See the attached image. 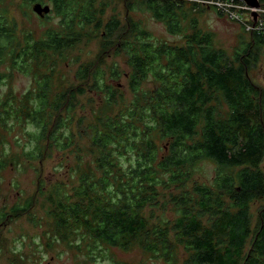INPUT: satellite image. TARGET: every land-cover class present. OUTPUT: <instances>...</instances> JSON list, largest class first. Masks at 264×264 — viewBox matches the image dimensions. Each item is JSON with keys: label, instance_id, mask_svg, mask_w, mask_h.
I'll return each instance as SVG.
<instances>
[{"label": "trees", "instance_id": "16d2710c", "mask_svg": "<svg viewBox=\"0 0 264 264\" xmlns=\"http://www.w3.org/2000/svg\"><path fill=\"white\" fill-rule=\"evenodd\" d=\"M49 1L62 29H53L42 43L18 39L16 23L0 9V62L9 58L25 68L39 63L45 51L62 58L78 44L86 26L96 25L104 28L107 40L119 43L129 66L125 75L138 90L131 107L112 114L118 100L103 72L90 64L80 67V80L91 79L95 91L108 96L90 128L94 167L79 173L72 193L62 186L60 197L52 200L59 237L66 239L79 227L110 246L129 249L138 242L147 253L167 260L180 245L186 253L184 264H264V207L255 229L252 221V205L264 197V87L249 77V70L264 62V17L250 39L240 35L228 52L215 45L212 32L198 27L193 15L200 7L197 1L129 2L132 10L149 11L171 33H182L183 43L152 40L131 15L124 24L119 18L103 24L97 0ZM123 26L131 28L130 36L121 35ZM52 73L51 68L39 79L32 96L39 108L31 118L42 129L39 139L48 141L57 139L56 131L49 130L51 120L63 107L70 110L76 98L71 90L52 97ZM113 76L121 77L116 68ZM148 80L152 88L141 91ZM70 140L71 135L64 134L61 142H35L26 155L49 143L70 152L76 145ZM126 155L134 158L128 168L120 161ZM206 159L217 168L212 184L188 188L194 170ZM4 164L0 160V170ZM165 189L177 215L150 222L157 216L146 211L149 206L165 210L159 206Z\"/></svg>", "mask_w": 264, "mask_h": 264}, {"label": "rangeland", "instance_id": "374dc122", "mask_svg": "<svg viewBox=\"0 0 264 264\" xmlns=\"http://www.w3.org/2000/svg\"><path fill=\"white\" fill-rule=\"evenodd\" d=\"M130 1L97 0L98 10L104 11L98 13L103 14V24L112 18H119L124 24L131 15L141 21L143 28L152 35V40L158 43L184 42L182 33H171L149 11L132 10ZM187 1H197L200 7L193 15L194 18L198 17V27L212 32L215 45L228 52L234 50L240 35L250 39L255 25L260 24L264 17L263 3L260 8H254L239 1ZM25 2L27 0H1L0 9H6L8 18L16 23V35L23 43L31 38L40 43L45 42L49 32L61 28L60 17L51 11L49 18H42L33 10L35 2L29 6ZM43 4L53 7L49 0ZM187 25L190 27V21ZM130 34L131 28L123 26L121 35L128 37ZM44 54L39 63L34 61L25 68L14 65L9 58L0 62V160L5 163L0 170V264H184L186 253L180 245L174 258L167 260L147 253L138 242L133 243L129 249L110 246L93 239L86 230L79 227L72 228L68 238L59 237L52 216V200L60 197L58 192L62 186L64 191L72 193L73 187L78 184L79 173L94 167L90 151V128L97 114L103 110L102 100L108 96L107 93L96 92L91 79L80 80V67L90 64L103 72L104 82L110 90L113 89L118 100L109 111L112 114L124 112L125 107H131L138 97V90L130 87L129 78L125 75L129 70L127 56L120 50L117 41L107 40L104 28L86 26L78 44L67 50L62 58L52 51H45ZM263 63L259 62L249 70V77L260 87H264ZM51 68L54 89L52 97L55 92L71 90L73 94L75 92L76 98L70 110L63 107L61 115L58 111L51 120L49 130L56 131L57 139L48 141L39 139L42 129L34 123L31 115L39 108L38 101L32 97L33 91L38 90L39 79L49 73ZM114 68L121 77L113 76ZM152 86V80H148L142 85L141 91ZM63 117L68 119L65 124H62ZM64 134L71 135L70 142H76L72 151H59L49 143L35 149V153L30 151L26 155L35 142H61ZM156 140L165 142L159 138ZM133 159V156L126 155L120 161L128 168ZM261 168L264 170V160ZM216 172V164L212 161L206 159L200 162L188 188L195 183L212 184ZM165 190V193H160L159 205L164 206L165 210L152 206L146 210L148 213L154 211L157 216L156 220L153 217L150 222L160 221L159 217L174 218L177 215L169 201L170 191ZM175 190L174 193H177ZM263 207L264 197L252 205L253 229L256 228Z\"/></svg>", "mask_w": 264, "mask_h": 264}, {"label": "water", "instance_id": "95a60500", "mask_svg": "<svg viewBox=\"0 0 264 264\" xmlns=\"http://www.w3.org/2000/svg\"><path fill=\"white\" fill-rule=\"evenodd\" d=\"M247 4H249L251 7L254 8H260L261 2L260 0H244ZM33 10L42 18L45 17L46 15H48L51 10L52 7L50 6V4H43L41 2H35L33 4Z\"/></svg>", "mask_w": 264, "mask_h": 264}, {"label": "built area", "instance_id": "2783aa9c", "mask_svg": "<svg viewBox=\"0 0 264 264\" xmlns=\"http://www.w3.org/2000/svg\"><path fill=\"white\" fill-rule=\"evenodd\" d=\"M219 2H229V0H218ZM243 1V3L245 2L244 0H242ZM232 2H234V1H232ZM246 3V2H245ZM237 4V3H236ZM247 4V3H246ZM229 5H232L233 7H235L232 3H229ZM237 5H239V4H237ZM224 9H226L225 7H224ZM224 9H222V10H224Z\"/></svg>", "mask_w": 264, "mask_h": 264}]
</instances>
